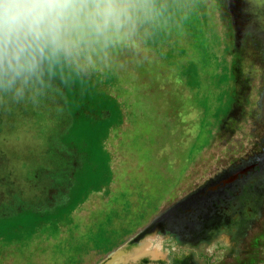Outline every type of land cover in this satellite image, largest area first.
Segmentation results:
<instances>
[{"label":"rangeland","instance_id":"rangeland-1","mask_svg":"<svg viewBox=\"0 0 264 264\" xmlns=\"http://www.w3.org/2000/svg\"><path fill=\"white\" fill-rule=\"evenodd\" d=\"M16 71L0 264H264V0H128Z\"/></svg>","mask_w":264,"mask_h":264},{"label":"clouds","instance_id":"clouds-1","mask_svg":"<svg viewBox=\"0 0 264 264\" xmlns=\"http://www.w3.org/2000/svg\"><path fill=\"white\" fill-rule=\"evenodd\" d=\"M127 11L128 0H0V75L14 83L22 61L58 49L70 29L102 34Z\"/></svg>","mask_w":264,"mask_h":264},{"label":"water","instance_id":"water-1","mask_svg":"<svg viewBox=\"0 0 264 264\" xmlns=\"http://www.w3.org/2000/svg\"><path fill=\"white\" fill-rule=\"evenodd\" d=\"M129 246V247H128ZM124 245L118 249H116L114 252H112L107 258L99 262L98 264H124L122 257L125 255V253L128 251L130 245Z\"/></svg>","mask_w":264,"mask_h":264},{"label":"flooded vegetation","instance_id":"flooded-vegetation-1","mask_svg":"<svg viewBox=\"0 0 264 264\" xmlns=\"http://www.w3.org/2000/svg\"><path fill=\"white\" fill-rule=\"evenodd\" d=\"M129 247V246H128ZM131 248L128 249V251L130 250ZM186 263H188V261H186ZM142 264V263H141Z\"/></svg>","mask_w":264,"mask_h":264}]
</instances>
